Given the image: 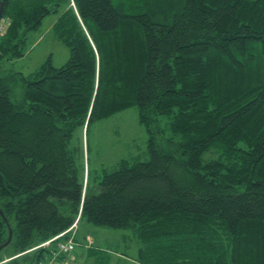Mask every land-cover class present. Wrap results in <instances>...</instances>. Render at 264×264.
Masks as SVG:
<instances>
[{"label": "trees", "instance_id": "trees-1", "mask_svg": "<svg viewBox=\"0 0 264 264\" xmlns=\"http://www.w3.org/2000/svg\"><path fill=\"white\" fill-rule=\"evenodd\" d=\"M63 5L69 59L21 75L17 103L0 75L2 264H38L79 213L131 229L142 264H264V0H0V59ZM131 106L148 157L85 188L76 129Z\"/></svg>", "mask_w": 264, "mask_h": 264}, {"label": "rangeland", "instance_id": "rangeland-1", "mask_svg": "<svg viewBox=\"0 0 264 264\" xmlns=\"http://www.w3.org/2000/svg\"><path fill=\"white\" fill-rule=\"evenodd\" d=\"M63 9L64 5L58 13L48 14L37 29L28 33L23 56L0 59V75L17 76L11 94L13 102H21L24 98V82L19 79L21 75L36 70L49 58L56 67L62 66L69 59L70 47L54 30ZM147 140L148 132L139 121L137 106L96 120L88 130L78 127L74 143L82 141L84 144L85 188L87 185L96 191L102 170L112 168L123 158L140 156L146 159ZM77 225L76 264H142L138 261L140 244L131 229L96 225L81 218V214ZM3 262L0 261L1 264Z\"/></svg>", "mask_w": 264, "mask_h": 264}, {"label": "built area", "instance_id": "built-area-1", "mask_svg": "<svg viewBox=\"0 0 264 264\" xmlns=\"http://www.w3.org/2000/svg\"><path fill=\"white\" fill-rule=\"evenodd\" d=\"M7 23L8 20H1L0 32L5 31ZM79 218L80 213L69 228L30 249V251L42 249L38 264H76L75 250L78 245L77 224ZM91 242L89 241V243Z\"/></svg>", "mask_w": 264, "mask_h": 264}, {"label": "water", "instance_id": "water-1", "mask_svg": "<svg viewBox=\"0 0 264 264\" xmlns=\"http://www.w3.org/2000/svg\"><path fill=\"white\" fill-rule=\"evenodd\" d=\"M0 213L4 216V214H3L2 210H1V208H0ZM5 220H6L7 224H8V227H9V237H8V239H7L6 242H4L3 244L0 245V251H1V249H2L3 247L7 246V245L11 242V240H12V236H13V230H12V228H11V225H10V223L8 222V220H7L6 218H5ZM0 264H1V263H0Z\"/></svg>", "mask_w": 264, "mask_h": 264}, {"label": "crops", "instance_id": "crops-1", "mask_svg": "<svg viewBox=\"0 0 264 264\" xmlns=\"http://www.w3.org/2000/svg\"><path fill=\"white\" fill-rule=\"evenodd\" d=\"M93 242V241H92ZM94 243V242H93Z\"/></svg>", "mask_w": 264, "mask_h": 264}]
</instances>
